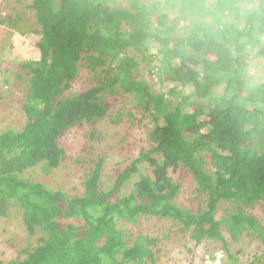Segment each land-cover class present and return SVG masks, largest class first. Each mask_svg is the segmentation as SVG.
<instances>
[{
    "label": "trees",
    "instance_id": "trees-1",
    "mask_svg": "<svg viewBox=\"0 0 264 264\" xmlns=\"http://www.w3.org/2000/svg\"><path fill=\"white\" fill-rule=\"evenodd\" d=\"M251 2L218 4L231 17ZM254 3L236 12L232 24H219L221 29L207 24L209 33L186 46L182 34L199 30H189L180 15L187 11L197 22L204 0H12L8 22L22 34L41 35V58L13 55L9 66L17 69L16 78L4 77L6 99L26 116L21 131L0 134L2 214L13 202L28 237L27 247L8 264H158L160 245L172 239V230L189 237L195 250L202 244L203 250H223L228 264L236 262L229 239L247 233L264 247V221L250 214L259 206L264 212V67L248 84L249 57H231L232 42L246 43L250 56L259 48L258 64L264 62V0ZM23 8L35 14L40 29L22 26L28 21ZM158 43L163 47L152 55ZM83 67L93 84L64 96ZM146 70L157 74L160 86L179 79L181 89L154 96ZM186 87L192 88L188 96ZM122 94L130 96L129 109L113 123L126 117L130 125L144 126L150 142L126 169L107 174L101 151L85 167L80 193L76 185L53 189L22 178L23 171L40 167L49 174L73 159L59 139L105 118L108 97ZM99 132L81 135L88 143L75 164L87 162L93 142L107 137ZM180 171L198 185L195 194L203 201L197 213L176 203L182 183L172 174ZM151 219L161 229L168 223L169 231L162 237L145 233L144 221ZM184 250L193 255L185 243ZM188 262L201 264L197 253Z\"/></svg>",
    "mask_w": 264,
    "mask_h": 264
},
{
    "label": "rangeland",
    "instance_id": "rangeland-1",
    "mask_svg": "<svg viewBox=\"0 0 264 264\" xmlns=\"http://www.w3.org/2000/svg\"><path fill=\"white\" fill-rule=\"evenodd\" d=\"M4 0H2L3 2ZM1 5V3H0ZM12 5V0H8L6 3H3L1 6L3 11L7 13L9 6ZM5 6L8 8L5 9ZM1 8V7H0ZM16 12V11H12ZM31 17H34L32 13L29 14ZM20 17L22 18V14L20 13ZM9 21V19H8ZM27 18H25L22 22V26L26 27ZM193 32H195V26L193 27ZM40 37L29 38L27 41H23L22 45L18 44L19 40L16 38L15 45L20 47L16 48V52L13 54L11 50L7 47L5 52L1 48V53H4L0 58V61L4 62L5 65H10L9 59L14 55L16 59H24V60H39L40 53L38 51V47L35 44L36 41L40 42ZM33 39V40H32ZM24 44V45H23ZM9 51V52H7ZM9 53L11 55H9ZM146 71H143L146 74ZM92 74L86 68L80 69L79 77L72 82V87L69 92L66 93V96H72L74 94H78L80 91L87 89L92 81ZM146 78L148 81H152L156 77H153L152 74H146ZM178 88L180 87L178 84H175ZM192 88H185L184 93L188 94ZM189 95V94H188ZM124 98L122 97H112V99H107L109 107V113L107 116L101 120L100 122V132L107 137H103L99 142H93L94 150L91 155L86 154L88 157L87 162H81L80 164H75L74 160L77 155L83 153V147L87 140L82 138L85 133L92 131V129L84 124V128L78 130L77 127L72 130H68V134L65 137L59 139V144L62 147H65L68 152V156L73 158L71 160H67L64 164L61 165L60 169L56 171H51L49 174H45L41 171L40 167H36L34 169H30L25 171L23 174L24 178H30L35 183H42L47 187H51L53 189L64 187L66 190H71L75 185L77 186L78 191L75 190V193L81 192V183L84 176L85 167L91 166L90 163L98 156V154L103 151L106 162L104 164V171L108 174L113 173V171H122L126 169L127 165L136 159L139 155V151L142 147H148L150 142L147 141V132L143 127H138L134 125H130L127 122L126 117L119 124H114V117H119L123 109H125L126 105L122 102ZM13 107L19 108L18 105L9 101L8 99H3L0 101V134L5 133L6 131L12 130L15 132L21 131L23 128L20 123L25 125V120L21 121V119L25 118V114L20 110H17ZM125 111V110H124ZM189 112V110H188ZM144 130H141V129ZM123 129H127L130 133L125 136ZM206 131V130H205ZM77 135V133H79ZM82 135V137H81ZM123 139V143H119L120 140ZM97 145H96V144ZM105 148L106 150H102ZM122 148V149H121ZM69 158V159H70ZM121 164V165H120ZM120 165V166H119ZM175 180H178L182 183V187L178 198L176 199V203L187 210L192 211L193 213L198 212V207L202 204L203 198L196 196L195 190L197 188V183L191 174L180 171L175 174H172ZM224 206V205H223ZM226 208H230L229 204H225ZM5 209V208H4ZM0 204V264H8L10 261L14 260L19 251L25 249L28 243V237L25 233L21 223V216L17 215L19 209L14 206V203H10L7 205L5 210V214H2L3 210ZM262 208H255V210L251 211L250 214L255 216L256 218L264 221V212L261 210ZM221 214L225 213V210L221 208ZM163 229L155 219L146 220L143 224V231L145 233H153L156 237L162 235L169 231L168 223H163ZM171 233L172 239L166 241L165 244L161 246V252L157 254L160 258L158 264H191L188 262V259L192 260V257L196 256V253H202L203 251H209L213 254L209 248V245L205 250H203V244L198 251L195 250V243L189 239V237H185L183 234H175L174 230ZM134 232H137L136 229ZM225 237L229 239L230 234L228 231L225 232ZM210 242V241H209ZM208 242V243H209ZM184 243L188 245V249L192 250L191 255L187 250H184ZM214 247V246H212ZM197 249V248H196ZM229 250L230 254L236 259V262H231V264H263L264 263V247L261 242L254 238L253 236L248 235L247 233L243 234L239 240H231L229 239ZM197 253V254H198ZM200 258V256H198ZM257 259V260H256ZM228 263L230 262L228 256Z\"/></svg>",
    "mask_w": 264,
    "mask_h": 264
},
{
    "label": "clouds",
    "instance_id": "clouds-1",
    "mask_svg": "<svg viewBox=\"0 0 264 264\" xmlns=\"http://www.w3.org/2000/svg\"><path fill=\"white\" fill-rule=\"evenodd\" d=\"M221 1H224L225 4H227L231 0H204V4H203L204 7H202V6L201 7L203 8V13H205V14L202 13L201 15H199L200 18L197 20V22L193 23V20H191L189 17H187V15H188L187 11L183 12V15H180V18H183L185 21H187V25H188L187 28H189V30H191V29L193 30V27L195 25H198V26H195V30L196 29L199 30V32H195V35H193V33H190V32H188V34H185V35L182 34L183 39L186 41V46H190L192 43H194V44L197 43L199 41L198 40L199 36H201L202 39H203L206 36V34L209 33V32L206 31V28H205V26L207 24H210V25L214 26V28L216 30L218 28L221 29L222 26H220L219 24H221V23H226V24L230 23V24H232L233 23L234 17L237 14L236 12L240 11L241 13H244V12L248 11L249 9H251V8H253L255 6L254 0H252V2L249 5L244 3V4L241 5L242 7L239 10L237 9L236 12L234 14H232L231 17H229V16H227V14H230V12L224 10L222 8V6L220 4H218ZM0 3L2 5L3 3H6V0H4L3 2H2V0H0ZM1 5H0V7H1L0 8V49L2 48L4 50V52H5L6 48H4V47H7L14 54L16 52V48L18 47V46L15 45L16 38L19 39L17 41V43L19 45L20 44L22 45L23 41H26V40L28 41L29 38H34V37H37V36L40 37L39 39L41 41V35L40 34H35V33H31V32L26 33V34H22L18 30H16L15 28L11 27L9 22H8V18H7V14L8 13L3 11V8H2ZM21 10L28 17L27 24H29V26H31V27L40 29V26H39V23H38V21H37V19L35 17V14L33 12H30V11L26 10V8H23ZM222 10H224V11H222ZM30 13H32L34 17H31L29 15ZM241 23H242L241 25L244 26L245 23L244 22H241ZM174 38H176V36L171 37L169 39H174ZM169 39H164L161 43H163L164 41L169 40ZM262 42H263L262 46L264 47V40ZM37 43H38V41H36L35 44L37 45ZM161 43L160 44L158 43L157 46H153V49L150 50L151 51L150 53L152 55H157L159 53L160 48L162 49V47H163L161 45ZM18 48H20V47H18ZM250 48H252V47L249 46V44H246V43L245 44H236V43H233V42L231 43V49H232V56L231 57H232V59L237 58L239 56H248L249 59H250V61L248 62L249 66H248V73H247L248 76H249V77L247 76L248 84H250V78L253 80V77L256 74L259 75L260 71L263 70V67H264V62H262L260 65L258 64L259 58H262V57H260L258 55L259 48L257 49V51H255V54L253 56H250V52H249ZM38 51H39V49H38ZM7 52H9V51H7ZM39 53H40V51H39ZM3 54L4 53H1V51H0V58L3 56ZM9 55H11V54L9 53ZM159 57H162V55L159 54ZM40 58H41V53H40ZM234 60H236V59H234ZM262 60H263V58H262ZM30 61H37V60L30 59ZM16 70H17L16 68L12 69L9 65H5L4 62L0 61V101H2L4 98L6 99V96H5L6 94L5 93L7 91H9L8 86L4 82L5 78L8 77V81L12 80V79H15L16 78ZM181 70L182 69L179 70V76H178L180 79L182 78V71ZM7 72L9 74L5 75ZM150 74H152V76L156 77V78L153 79L152 81H148L147 78H146L145 81H147L149 83L150 90H151L152 94H154V96L159 97L160 95H164L165 92H169L170 88L176 87L175 84H178L180 86L179 89H181V85L179 83V81H180L179 79L177 80L178 82H176V83L175 82L172 83V84L167 83V84H164L163 86H160V82L158 81L157 74L154 73V72H152ZM136 78H137V75H136ZM253 85L251 87H253ZM188 88H190V87H188ZM69 91L70 90H68L67 92H69ZM188 94H185V95L188 96ZM74 95H72V96H74ZM64 96H66V95H64ZM112 97H122V98H124V101L122 103L124 105H126L127 100H128V98L130 96L127 95V94H122V96L113 95V96H109L108 98L112 99ZM201 103L205 104V100H202ZM13 108L16 109V107H13ZM128 109L129 108L126 105V107L124 109L126 113H127ZM205 116L207 117V115H205ZM103 119H101V120H103ZM101 120H96L93 123H83V125L84 124L88 125L92 130H99L100 131V123H101L100 121ZM2 134H4V133H2ZM24 172L25 171H23L22 173L24 174ZM22 178H24L23 175H22ZM81 188H83V187H81ZM82 190L83 189H81V191ZM199 249H200V247H198L196 249V251H198ZM219 251L222 252V254H223V257L221 259L222 260V264H228V262H227L228 261V255H226L223 250H216V251H214L212 253L214 254V253L219 252ZM201 254H202L201 252L198 253V256H200L199 261L201 262V264H203L204 263V259L201 257Z\"/></svg>",
    "mask_w": 264,
    "mask_h": 264
},
{
    "label": "built area",
    "instance_id": "built-area-1",
    "mask_svg": "<svg viewBox=\"0 0 264 264\" xmlns=\"http://www.w3.org/2000/svg\"><path fill=\"white\" fill-rule=\"evenodd\" d=\"M201 257L204 259L203 264H222V252H216L212 256V254L209 251H203L201 254Z\"/></svg>",
    "mask_w": 264,
    "mask_h": 264
}]
</instances>
